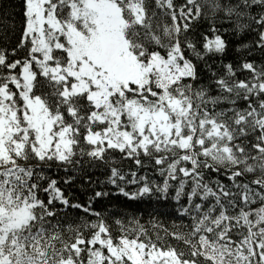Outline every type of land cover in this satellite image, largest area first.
Instances as JSON below:
<instances>
[{"label":"snow or ice","instance_id":"snow-or-ice-1","mask_svg":"<svg viewBox=\"0 0 264 264\" xmlns=\"http://www.w3.org/2000/svg\"><path fill=\"white\" fill-rule=\"evenodd\" d=\"M0 264H264V0H0Z\"/></svg>","mask_w":264,"mask_h":264},{"label":"trees","instance_id":"trees-1","mask_svg":"<svg viewBox=\"0 0 264 264\" xmlns=\"http://www.w3.org/2000/svg\"><path fill=\"white\" fill-rule=\"evenodd\" d=\"M18 10V9H17ZM9 12L14 11L13 9H8ZM11 20L8 21L9 24H11ZM239 39V38H237ZM253 37H248L244 39V44H251ZM237 45H233V50L230 52L229 56L225 59V63L230 62L235 55V47ZM259 52L255 53V56L257 58V62H259ZM219 63V61H217ZM125 170L128 168H135V165L133 164L132 161H124L123 165ZM103 178V177H101ZM94 209L97 212H100L102 214H108V213H113V214H126V215H137L145 220L149 219V213H152L154 211H158L160 215L158 218L166 225H170L172 223V220L175 219V217L172 215L173 213V208L167 204L164 203L162 205H156L152 204L150 205L149 203H143L140 205L136 204H128V206L125 205V202L123 201V198H120L118 200H107L105 199L102 202H98L94 205ZM173 243H177L176 241H173ZM180 247H183V245H180Z\"/></svg>","mask_w":264,"mask_h":264},{"label":"rangeland","instance_id":"rangeland-1","mask_svg":"<svg viewBox=\"0 0 264 264\" xmlns=\"http://www.w3.org/2000/svg\"><path fill=\"white\" fill-rule=\"evenodd\" d=\"M143 221H147V220H145V219H143V218H141Z\"/></svg>","mask_w":264,"mask_h":264}]
</instances>
